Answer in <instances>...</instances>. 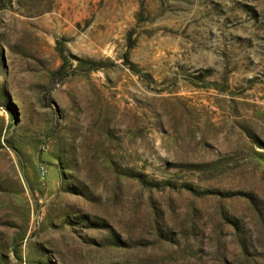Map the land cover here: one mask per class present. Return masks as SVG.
<instances>
[{
  "label": "rangeland",
  "instance_id": "rangeland-1",
  "mask_svg": "<svg viewBox=\"0 0 264 264\" xmlns=\"http://www.w3.org/2000/svg\"><path fill=\"white\" fill-rule=\"evenodd\" d=\"M0 264H264V0H0Z\"/></svg>",
  "mask_w": 264,
  "mask_h": 264
},
{
  "label": "trees",
  "instance_id": "trees-1",
  "mask_svg": "<svg viewBox=\"0 0 264 264\" xmlns=\"http://www.w3.org/2000/svg\"><path fill=\"white\" fill-rule=\"evenodd\" d=\"M58 51H59V49H58ZM60 59L63 60V57L60 56ZM124 61H125V58H124ZM97 65H100V64H97ZM97 67H98V66H97ZM99 67H100V66H99Z\"/></svg>",
  "mask_w": 264,
  "mask_h": 264
}]
</instances>
